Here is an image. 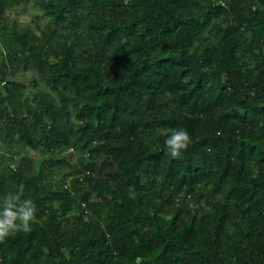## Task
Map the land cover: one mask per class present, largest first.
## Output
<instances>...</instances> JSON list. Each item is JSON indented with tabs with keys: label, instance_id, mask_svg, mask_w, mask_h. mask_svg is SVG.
I'll list each match as a JSON object with an SVG mask.
<instances>
[{
	"label": "trees",
	"instance_id": "16d2710c",
	"mask_svg": "<svg viewBox=\"0 0 264 264\" xmlns=\"http://www.w3.org/2000/svg\"><path fill=\"white\" fill-rule=\"evenodd\" d=\"M18 1L0 0V196L37 211L0 264H264V0H38L39 34L5 22ZM27 70L47 93L9 78ZM101 158L116 171L95 178Z\"/></svg>",
	"mask_w": 264,
	"mask_h": 264
},
{
	"label": "rangeland",
	"instance_id": "374dc122",
	"mask_svg": "<svg viewBox=\"0 0 264 264\" xmlns=\"http://www.w3.org/2000/svg\"><path fill=\"white\" fill-rule=\"evenodd\" d=\"M5 22H18L24 27L31 28L35 33L39 34L37 26L46 27L47 19L43 16L42 10L39 7L38 0H19L17 4L13 5L10 8H7L5 11ZM2 50L0 49V53ZM11 80L22 82L26 85V92L37 93V92H48V87L46 80L43 76L37 74L34 70L20 71L12 73L9 75ZM75 123L73 122V125ZM13 150V149H12ZM3 143L0 142V170H4L8 165L10 168H13L16 161V155ZM25 153L32 158L36 163L41 161L44 158V155L41 151H33L29 148L25 149ZM61 156L69 164L76 162L78 154L72 150L61 153ZM93 168L95 169L93 176L95 178H104L107 174L115 172L116 168L111 163L108 158H101L96 161ZM67 172H70V169L67 165L56 170L54 174V186H57L61 183H67L70 176L65 177ZM92 197H95V193H92ZM192 209L201 210V208L207 209L208 206L206 203H195L194 201L190 203Z\"/></svg>",
	"mask_w": 264,
	"mask_h": 264
},
{
	"label": "clouds",
	"instance_id": "9594fccd",
	"mask_svg": "<svg viewBox=\"0 0 264 264\" xmlns=\"http://www.w3.org/2000/svg\"><path fill=\"white\" fill-rule=\"evenodd\" d=\"M191 137L184 128L171 129L164 141L165 149L172 158H180L188 148ZM22 192L9 191L0 196V242L18 232L30 233L35 220L36 204L31 198L21 199Z\"/></svg>",
	"mask_w": 264,
	"mask_h": 264
},
{
	"label": "built area",
	"instance_id": "2783aa9c",
	"mask_svg": "<svg viewBox=\"0 0 264 264\" xmlns=\"http://www.w3.org/2000/svg\"><path fill=\"white\" fill-rule=\"evenodd\" d=\"M82 206H84V205L82 204Z\"/></svg>",
	"mask_w": 264,
	"mask_h": 264
}]
</instances>
